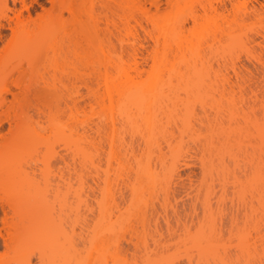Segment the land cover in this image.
Returning a JSON list of instances; mask_svg holds the SVG:
<instances>
[{
	"label": "rangeland",
	"instance_id": "rangeland-1",
	"mask_svg": "<svg viewBox=\"0 0 264 264\" xmlns=\"http://www.w3.org/2000/svg\"><path fill=\"white\" fill-rule=\"evenodd\" d=\"M52 1L0 0V48L18 17L33 26L52 12ZM66 1L85 12L78 17L87 41L81 33L73 48L69 35L79 18L63 9L59 53L47 49L36 76L24 79L49 87L29 97L26 113L58 124L18 149L16 132L0 137V155L10 151L0 159V200L8 191L17 203L13 217L9 210L15 228L0 219V264H264V19L233 25V36L214 32V39V26L227 24L213 12L196 22L191 16L234 0H160L157 8L153 0ZM235 1L247 3L238 5L239 20L264 3ZM176 36L187 56L202 43L204 62L172 69ZM67 195L72 212L61 205ZM27 198L34 210L52 202L55 211L50 205L42 217L21 208Z\"/></svg>",
	"mask_w": 264,
	"mask_h": 264
},
{
	"label": "bare ground",
	"instance_id": "bare-ground-1",
	"mask_svg": "<svg viewBox=\"0 0 264 264\" xmlns=\"http://www.w3.org/2000/svg\"><path fill=\"white\" fill-rule=\"evenodd\" d=\"M59 1L60 2H58V0H53L52 1V2H54L53 3V6H54V4H55V6L52 7V9H53L52 12L51 11H48V13L50 12L49 14L46 13L45 15H43V17H40L39 16L40 19L34 20L35 23L33 22L34 23L33 26H31L29 24L31 21L30 22L29 21L28 22H25V19H22V18L18 17L15 20V22H16L15 23V26L12 27L13 32H14V35L12 36V39L9 41V43L7 42L8 44H5L3 48H0V50H1L0 51L1 52L0 53V110H3L5 108V111L6 110L7 111L8 110H11V111L13 110L14 111V112L12 111V113H13L12 116L13 117L10 116V115H8V114H4V116H3L0 113V137H3L6 133L11 134V133L16 132L15 137L17 136L18 138L15 139V142H18L17 143L18 145H16L15 142H12V146L14 148L17 147V149H18V146L20 147V146L23 145V144H20L19 145V142L22 143L21 141L24 140L26 137H35V136H38L40 134V131L42 129H44L45 127H48V126H51L52 127V126H55V125L58 124V120L55 117L48 116L49 118H47V120H46L47 126H44L42 122H40L38 120L36 121L35 119H33L32 116H30V115H28L26 113L27 108H29L30 106H32L31 101H29V97H35V99L37 100L38 96H40L42 94V92L47 91V89H49V87H47L46 85L41 86V87L26 85V83L24 82V79H25V77L27 75L28 76H31V75L36 76V74H34V73L38 71L37 69H38L39 65L42 64V59L47 55V51L48 50H52L55 55H57L59 53L60 45H59V41H58V36H60V33L62 31H64L66 29V27H67V26H65V24L63 22V21H65V20H63V13H62L63 9L65 10V8H66L70 12V16L72 15V17H74L72 19H75L76 20L77 18H79L78 20H76V22L73 20L74 21L73 22L74 26H73V24H72V26H73V28L75 30V33L70 34V32H68L70 34L69 35V38L70 39L68 38L69 39L68 41L71 40L70 41V44L73 45V48L79 46L78 44L81 43L80 42V39L81 38L78 35H80L81 33L82 34L80 36L85 41H87V28L85 29V27H87V25H86L87 23H86V20L84 21V19L86 17L83 16L85 12L84 11H80V9H78V8L77 9L79 11H76L75 8H74V6L70 5V3L68 2V0L66 2H68L69 5H68V3L67 4H64V0L63 1L62 0H59ZM237 1H239V0H237ZM56 3H57L58 6H60V3H61V7L62 8L60 9V7H58L56 5ZM72 3H73V1H72ZM152 3H153L152 5H155V7L157 8L159 6V4H160V0H153ZM169 3H170L171 6H175V5L177 6V4L179 3V0H169ZM230 3H231V5H230L231 8L228 7L226 3H223L221 5V7L214 6V5H209V6L208 5L207 6L206 5L205 6L203 5L202 6L203 7L202 10L204 9L203 12L204 11L205 12L202 13L201 15L200 14L199 15L197 14L196 15L197 17L195 16V14H193L191 16V18L193 17L192 20H194V22H196V21H198V16L199 17L200 16H204V15H206L207 12H210V13L213 12V13H215V16L213 17V19L214 18H220L221 20L224 21L225 24H227V26L223 28L220 24H217L216 25L217 22L215 23V21H214V24L216 26L213 25L215 27L214 28L215 30L213 31V33L214 32H216L218 34L220 33L219 36L223 35L224 33L227 36H233V32H234V30H233L234 29L233 28L234 26L233 25L236 24L239 27L241 22H244V21H246L248 19H255V20L264 19V3H262V2H259V5H260V3H262L261 4L262 8H260V9L258 7L257 9L253 8L255 10L252 9L251 11H244L242 13V15H241V17H242L241 20H239V17H237L238 14L236 12L237 11V8H238V5H241V2L239 1L238 3H240V4H237V2L234 0V2L231 1ZM243 3H242V5L247 4L244 1H243ZM76 4L74 3V5H76ZM241 6H239V7H241ZM83 10H85V9H83ZM240 10H241V8H240ZM146 12H148V11H146ZM232 12H233V14H232ZM179 13H180V11H176V10L174 11V13L172 15L173 16V19L172 20H174V21H172V23H171V25H173V27H175L177 30H178V28L176 26L177 25L179 26V23L181 21V20H178L179 18H181V15H180L181 13L180 14ZM79 15H82L84 17V19H83V17L81 19V16L78 17ZM86 15H87V12H86ZM207 15H209V14L207 13ZM207 15H206V17H208ZM229 15H233L232 20L227 19V17ZM174 18H176V19H174ZM127 20H129V19H127ZM124 23H125V25H127L128 21H127V23L124 21ZM182 24L183 23L181 22V26H182ZM28 25H30L31 27L28 26ZM0 27L3 28V27H5V25L2 24V23H0ZM209 28H210V26H209ZM175 30H173L174 33H176ZM43 32H46V34H48V33L49 34H48V36H46L41 41L40 35ZM218 34L215 35V33H214V39H216V37L218 36ZM178 35L179 34H177V36ZM176 37H174V39H173L174 40L173 42L175 43V46H173L174 43L171 45V47L169 46L171 49L169 48L170 49V53H168L169 54L168 63L170 62L169 64H170L171 68L173 67L175 69V67H176L177 69H182V67H183L187 71L191 67L195 68V65L197 64V61H195V62H193V61L194 60H198V62H199V60L202 59L205 56L204 55V49L205 48L204 49L199 48V47H202L203 44L200 43V44H198L199 46L196 45V47L194 45L195 48L193 47V45L190 46V47H188L190 49L189 50L187 48L188 49V52L190 53V55L187 56V55H185L184 53L181 52L183 50V47L185 48V46H182L181 40L176 41L178 39V37L177 38ZM262 37L264 38V35H262ZM192 47H193V49H192ZM206 47L207 48H211L210 45L209 46L207 45ZM24 61H26V66H28L27 68H23L24 65L22 66V63H24ZM200 62L203 63L204 61H201L200 60ZM12 63H14V66L12 68L13 70L10 69L11 71H8V69H9L8 68V65H11ZM192 63H193V65H192ZM193 68H191L190 70H192ZM31 70L33 71V73H32ZM34 70H35V72H34ZM28 71L29 72L31 71L30 74H29ZM14 73H17L18 75H17V77L15 79L11 80V78L14 75ZM10 80H11L12 84L15 86L16 90H13L11 88V86L9 85L11 83V82L9 83ZM10 94L12 95V98L11 99L8 97V95H10ZM38 113H39V110H38ZM5 122H7V123H5ZM5 124H8V127H6ZM13 143H15V144H13ZM3 146H5V148H7V144H5ZM17 149H15V151ZM5 150H7V151H5ZM1 152L3 153V156H2V153H1L0 156H2V158L0 157V159H3V157L5 156L4 152H10V151L8 150V148L7 149L2 148ZM9 154H12V153H8V155ZM0 161L2 162V160H0ZM1 162H0V165L4 164V163L1 164ZM10 166H11V163H10ZM1 169H4L3 166L2 167L0 166V170ZM5 173H3V174H5ZM5 178L6 177H4V179ZM20 180H21V178H20ZM22 180H23V178H22ZM22 180H21V182H22ZM23 181H25V180H23ZM20 189H22V188H20ZM4 190H7V189H4ZM12 191H14V190H12ZM7 193L9 194L10 192L7 191ZM7 193L5 192L7 198H2V200H0V208H1L2 212H3V217L0 218V219H1V222H2L3 227H5L6 229H8V228H15L16 227L15 221L13 222V220L11 219V216L12 217L14 216V210L13 209H15V206L17 204V203H15L14 200L13 201L11 200L12 199L11 198L12 196H10V199H9V196H8ZM29 196H31V195H29ZM68 198H69L68 195L66 196V198L64 197L65 200H62V202H61L62 204L61 203L60 204L61 205H64L65 207H67V209H69L72 212V209H73L72 204L73 203L71 204L72 201L70 202V200H68ZM27 201L28 202H24L25 205H23L21 208H23L24 206H25V208L31 206L28 198H27ZM45 202L46 201H44V203ZM45 204L43 205V207H46L45 208L46 211H47V208H49L50 205H51L50 208L52 207V209L49 208L48 209L49 212H52V210L55 211V208H54L55 207V204L54 203L52 204V202H50V204H49V202H48V205L49 206H47ZM32 205H33V203H32ZM53 205H54V207H53ZM36 207L38 208V206H36ZM34 209H32V206H31V210H33V211H36L37 210V209L36 210H34ZM9 210H13V215L11 213H9L10 212ZM40 210H42V212L40 213V215H41L43 213V211H45V210H43L40 207V209L37 210V212H39ZM63 210H64V208H63ZM21 211H23V210H21ZM65 211H64V213H65ZM23 212H25V211H23ZM23 212H21V213H23ZM49 212L47 211L46 213L50 214ZM10 214H11V216H10ZM23 214H22V216H23L22 217L23 218L22 220H24V218H26V217H24ZM66 214H69L68 210L66 211ZM38 215L39 214L37 213V216ZM43 215H45V214H42V217H43ZM66 216H70V215H66ZM27 219H28V217H27ZM29 219H31V218H29ZM51 219H52V217H51ZM10 223L12 224L11 226H10ZM14 230H16V229H14ZM9 232H11V231H9ZM12 232L10 233V236L12 234L16 233V232H13V233ZM16 235H17V233H16ZM65 235H68V234L66 233ZM65 235H64V241L66 240ZM56 236L58 237V235H56ZM13 240H14V238L12 237L11 238V241H13ZM54 241L58 242L57 239H55ZM70 242L65 241L66 244H63L62 243V245H64V247H65L67 245V243L69 244ZM62 245H60V246H62ZM71 247H72V245L67 248L69 251L66 249L68 251L67 252V260L69 258L73 259L72 258L73 256L71 257V254H70L71 253L70 250H72V249H70ZM43 250H45V248H43ZM43 250L41 249V250L37 251V254L41 256L43 254ZM73 251H75V249H73ZM73 251H72V253H73ZM68 264H70V262Z\"/></svg>",
	"mask_w": 264,
	"mask_h": 264
}]
</instances>
